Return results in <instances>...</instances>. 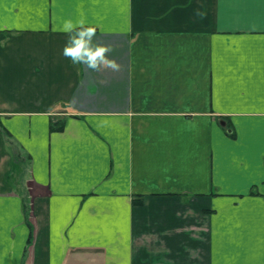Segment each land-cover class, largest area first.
I'll return each mask as SVG.
<instances>
[{"label": "crops", "instance_id": "0c3cea01", "mask_svg": "<svg viewBox=\"0 0 264 264\" xmlns=\"http://www.w3.org/2000/svg\"><path fill=\"white\" fill-rule=\"evenodd\" d=\"M0 264H264V0H0Z\"/></svg>", "mask_w": 264, "mask_h": 264}, {"label": "clouds", "instance_id": "9594fccd", "mask_svg": "<svg viewBox=\"0 0 264 264\" xmlns=\"http://www.w3.org/2000/svg\"><path fill=\"white\" fill-rule=\"evenodd\" d=\"M62 27L67 34L63 55L70 57L73 63L82 64L87 69H98L107 61L110 65L119 67L115 59L106 55L110 51V46L94 41L95 25L87 23L84 18L78 20L68 18Z\"/></svg>", "mask_w": 264, "mask_h": 264}, {"label": "trees", "instance_id": "16d2710c", "mask_svg": "<svg viewBox=\"0 0 264 264\" xmlns=\"http://www.w3.org/2000/svg\"><path fill=\"white\" fill-rule=\"evenodd\" d=\"M62 123H59L57 122V125L56 126H52V129H55V130H60L62 128Z\"/></svg>", "mask_w": 264, "mask_h": 264}]
</instances>
